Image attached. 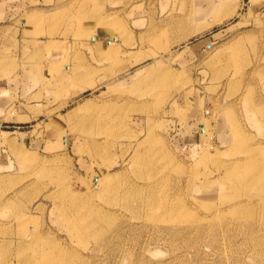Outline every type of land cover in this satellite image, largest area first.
Listing matches in <instances>:
<instances>
[{
  "label": "rangeland",
  "instance_id": "rangeland-1",
  "mask_svg": "<svg viewBox=\"0 0 264 264\" xmlns=\"http://www.w3.org/2000/svg\"><path fill=\"white\" fill-rule=\"evenodd\" d=\"M0 29V264H264V0H0Z\"/></svg>",
  "mask_w": 264,
  "mask_h": 264
},
{
  "label": "crops",
  "instance_id": "crops-1",
  "mask_svg": "<svg viewBox=\"0 0 264 264\" xmlns=\"http://www.w3.org/2000/svg\"><path fill=\"white\" fill-rule=\"evenodd\" d=\"M14 31H15V30H14ZM23 31H24V30H23ZM0 32H3V30L0 29ZM101 33L104 34V31H102ZM105 33L109 34V31H106ZM14 35H15V34H14ZM23 36H24L23 39L26 40V36H25V35H23ZM91 38H92L93 40H96L97 36H95V35H91ZM116 41H118V38L115 37V36H113V37L111 38V40L107 39L106 42H107V45H108V46H113V45L115 44ZM27 42H29V41H27ZM29 50H30V49H29ZM36 51H37V49H36ZM24 52H27V51H24ZM37 52H39V51H37ZM34 53H35V50H32V52H30V53H29V52H27V53H23V55H24V57H27V58H28V55L31 56V55H33ZM36 54H37V53H36ZM35 68L39 69L38 67H35ZM4 84H5V82L1 84L2 88H4V86H3ZM27 85H28V86H32V91H33V92L39 90V88L36 86L37 83L34 82L33 80H32V82L29 81V83H27ZM24 89H28V88H24ZM28 90H29V89H28ZM35 105H36V104H35ZM200 130H201V132L203 133V135L205 134V135L209 136V134H208V129H207V127H206L205 125H203V127L200 128Z\"/></svg>",
  "mask_w": 264,
  "mask_h": 264
},
{
  "label": "bare ground",
  "instance_id": "bare-ground-1",
  "mask_svg": "<svg viewBox=\"0 0 264 264\" xmlns=\"http://www.w3.org/2000/svg\"><path fill=\"white\" fill-rule=\"evenodd\" d=\"M136 193V192H135ZM140 193V192H139ZM137 194V193H136Z\"/></svg>",
  "mask_w": 264,
  "mask_h": 264
}]
</instances>
